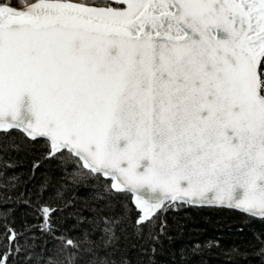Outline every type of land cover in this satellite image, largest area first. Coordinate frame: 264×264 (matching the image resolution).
<instances>
[{
  "label": "snow or ice",
  "instance_id": "obj_1",
  "mask_svg": "<svg viewBox=\"0 0 264 264\" xmlns=\"http://www.w3.org/2000/svg\"><path fill=\"white\" fill-rule=\"evenodd\" d=\"M14 129L70 183L133 195L137 228L166 205L264 219V0H0V132ZM121 219L87 247L58 238L47 264H108L97 249Z\"/></svg>",
  "mask_w": 264,
  "mask_h": 264
},
{
  "label": "trees",
  "instance_id": "obj_2",
  "mask_svg": "<svg viewBox=\"0 0 264 264\" xmlns=\"http://www.w3.org/2000/svg\"><path fill=\"white\" fill-rule=\"evenodd\" d=\"M46 153L42 141L16 130L0 133V254L9 251L8 237L15 234L8 264H47L62 247L58 238L87 247L84 233L96 240L105 218L121 216L115 246L97 249L108 264H264V219L224 208L166 205L153 224L137 228L130 195L113 193L102 177L70 183L57 161L44 159ZM41 207L49 209L46 218Z\"/></svg>",
  "mask_w": 264,
  "mask_h": 264
},
{
  "label": "water",
  "instance_id": "obj_3",
  "mask_svg": "<svg viewBox=\"0 0 264 264\" xmlns=\"http://www.w3.org/2000/svg\"><path fill=\"white\" fill-rule=\"evenodd\" d=\"M14 130L19 131L20 133H22V134L26 137V135H25L20 129H14ZM0 133H1V132H0ZM2 133H4V132H2ZM29 140H30V139H29ZM102 179H104V180H108V179L105 178V177H102ZM111 191H112L113 193H115V190H114V189H111ZM130 201H131V204H132L133 208L138 212L139 215H141L139 208L135 206V200H134V196H133V195H130ZM185 205H186V206H191V207H197V208H199V207H203V208H224V209L234 210V211H236V212L242 213V212H241L240 210H238V209H230V208H227V207H220V206H192V205H187V204H185ZM160 210H161V209H160ZM160 210H159V211H160ZM159 211H157L156 214H157ZM156 214H155V215H156ZM242 214H244V213H242ZM245 215L254 218V217L251 216L250 214H245ZM46 217H47V215H44V218H46ZM256 219H261V218H256Z\"/></svg>",
  "mask_w": 264,
  "mask_h": 264
}]
</instances>
